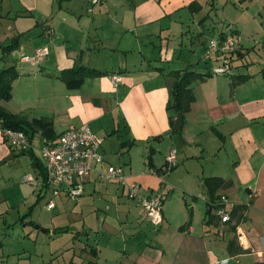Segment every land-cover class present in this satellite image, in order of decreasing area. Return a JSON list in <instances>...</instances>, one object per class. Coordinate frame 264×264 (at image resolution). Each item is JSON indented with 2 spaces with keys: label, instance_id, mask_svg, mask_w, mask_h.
Returning a JSON list of instances; mask_svg holds the SVG:
<instances>
[{
  "label": "crops",
  "instance_id": "crops-1",
  "mask_svg": "<svg viewBox=\"0 0 264 264\" xmlns=\"http://www.w3.org/2000/svg\"><path fill=\"white\" fill-rule=\"evenodd\" d=\"M208 1L104 0L89 11L86 0H0V69L12 66L18 73L11 100L0 102V107L28 121H50L56 136L87 127L103 139L104 165L83 181V188H92L94 194H98L99 184L105 188L98 191L106 193L109 186L117 184L101 179L106 166H114L105 160L108 155L101 137L110 131V125L120 132L112 131V135L122 141L134 140L133 147L147 154L146 172L133 175L130 163L122 195L103 197L105 207L98 225L86 222V244L82 245L80 238L84 228L76 232L68 226L53 228V235L55 229L66 228L63 234L72 235L70 244L58 246L46 256L36 252L35 264H58L59 258L63 264H264V67L258 61L260 54L252 53L254 46L243 45L240 33L236 32L245 53L234 76L250 79L233 90L230 78L221 75L193 82L190 88L194 102L183 116L180 135L169 134L160 143L154 142L171 129L173 114L167 108L174 79L169 73L186 69L206 73V67L213 66H205L202 60L208 38L226 34L224 30L215 33ZM192 3L199 8L189 9ZM12 38H18L17 47L2 54ZM43 47L48 55L42 62L26 61ZM76 64L106 75L88 78L80 89L69 91L57 76ZM112 76L120 77V84L114 86ZM35 135L39 137L36 145ZM35 135L24 151L26 155L18 156L19 152L12 151L3 139L0 125V229H6L5 236L14 229L7 218L14 213L18 219L26 216L20 211L47 189L42 186L41 174L43 138L40 132ZM177 136L182 145L176 150V168L171 175L181 170L182 175L189 174L184 179L188 188L173 210L166 207L171 199L164 206L171 189L160 188L161 178L148 167L147 156L153 150V168L161 167L167 152L157 160L161 153L158 146L167 138V151L175 149ZM20 158L31 162L34 174H26L17 184L12 174L4 175L2 169ZM196 162L202 163L200 171L190 169L197 166ZM207 177L227 183L218 195L227 200V211L231 206L244 207L239 222L222 223L216 214L212 222L215 227L210 228L203 188ZM131 184L138 185L143 196L166 195L159 229L152 227L135 202L123 198ZM188 219L190 226L180 231ZM23 220V226L28 224ZM39 228L49 230L42 226L34 230ZM92 232L97 242L90 244ZM238 250L243 252L236 254ZM26 261L33 264L28 258Z\"/></svg>",
  "mask_w": 264,
  "mask_h": 264
},
{
  "label": "rangeland",
  "instance_id": "rangeland-1",
  "mask_svg": "<svg viewBox=\"0 0 264 264\" xmlns=\"http://www.w3.org/2000/svg\"><path fill=\"white\" fill-rule=\"evenodd\" d=\"M207 4V11L210 13L213 27H216L215 33L217 31L221 32L222 30L228 34L232 31L240 33V36L244 40L243 45L248 48L254 46L255 50L252 53L254 56H256V53L260 54L258 61L261 62L264 67V0H210ZM237 33L235 36L241 39ZM209 38L205 44V48L209 40L215 39V35L213 38ZM246 39L249 40L247 41ZM256 47L258 48L256 49ZM208 65L212 66L213 62H209ZM256 68L257 66L254 67V70ZM115 128V125H110V131L105 133L104 136L99 135L104 137L105 140L104 150L108 155L105 160L114 165V167L121 168L124 177L129 173L130 163H133V175H141L143 170H145V173L146 166H144V164L147 154L144 155L142 148L136 146L133 147L131 152L123 156L120 155L118 153V144L122 139H120L118 135L111 134ZM118 134H120V132H118ZM178 138L179 136L176 137V141ZM38 141L39 137L35 135V145ZM158 148H161V153H158L156 158L160 160L162 155L168 152L167 150L170 148L169 140L166 138L164 143L158 146ZM174 148L179 151V146L177 144ZM196 163L197 166H192L190 168L192 171H195V169L200 171L199 168L202 163ZM2 171L4 175L11 173L13 180L17 182V184L21 182V179H24L26 174H34L31 162L23 158L5 165ZM181 171L183 172V170ZM182 172L179 173L177 171L172 175L170 173L160 177V182L162 183L160 188L171 189L164 203V206H166V203L169 202L168 200L171 199V205L167 204V209L169 206L171 207L170 209L173 210H175V207L178 208L181 198L184 197L183 192L188 188L184 183V179L189 173H184V175H182ZM190 175L193 177V174ZM193 180H195V178H193ZM97 187L98 194H94L92 188L90 189L85 186L84 192L78 197H71L66 191L60 192L57 196H53L51 190H48V188L44 189L45 191L41 193L40 198L35 197L27 203L22 211H20L22 212L20 215H24L25 213V215H27L30 212V215L25 217V219L29 221L28 224H25L27 227L26 230L23 228L25 227L23 226L24 224H22L24 221L23 218L18 219L16 213L10 215L6 222L8 224H13L14 229H11L9 231L10 233L7 232V236H5L6 229H0V242L5 244V248L0 250V264H29L28 261H26L27 258L30 263L35 264L36 252H42L46 256L47 253H50L51 250L56 249L58 246L61 247V245L70 244V241H68L72 236L69 235L70 233L68 236L63 233L52 234L50 230L56 227L68 226L71 228L72 232L80 231L81 228H84V233L80 235V238L82 239L81 244H86V222L91 225H98L99 219L103 217V214L101 215L100 212L105 207L103 197L107 196L111 198L115 197V195H122L121 186L119 184H113L109 186L108 189L106 188L108 193H106L105 190L104 192L98 191L99 187L102 189L105 188L104 184H99ZM116 188L117 190L119 189L118 194L115 193L117 192ZM110 189H112V191ZM124 192H127L126 188ZM125 196L126 194L124 193V199H126ZM163 208L166 209L165 207ZM98 209L100 210L97 211ZM30 222H34L35 224L30 226ZM37 226H42L49 230L46 231V233H42L41 231H45L46 229L39 228V230H34ZM209 226L211 229L215 227L213 223ZM88 242H91L90 244L97 242V237L94 233L89 235ZM60 252L66 251L61 249ZM52 264L57 263L52 262ZM58 264H63L61 258H59Z\"/></svg>",
  "mask_w": 264,
  "mask_h": 264
},
{
  "label": "built area",
  "instance_id": "built-area-1",
  "mask_svg": "<svg viewBox=\"0 0 264 264\" xmlns=\"http://www.w3.org/2000/svg\"><path fill=\"white\" fill-rule=\"evenodd\" d=\"M103 1L86 0L88 10L92 11ZM239 45L240 39L232 33H227L222 39H211L204 49L202 60L208 63L213 62L211 68L213 74L225 75L230 70V57L235 55ZM47 55L48 49L43 47L37 49L34 55L27 58L26 61L39 63ZM111 80L114 86L121 82L118 76H112ZM2 136L13 151L24 152L30 147L28 136L24 132L4 130ZM102 144L103 139L95 137L87 127L81 130L65 131L54 142H43L40 155L46 171V185L48 190L52 191L53 196H57L63 191H66L71 197H78L83 193L84 179L104 165V157L101 153ZM176 154V149L168 151L161 173L167 174L176 165ZM101 179L105 183H117L122 187H125L126 184L122 169L111 165L106 166ZM26 180L31 181L30 178H26ZM126 191V198L140 207L145 218L155 230L159 229L163 222L162 193L143 196L136 184L127 186ZM222 202L227 204L225 199H222ZM218 215L222 223L229 221V216L224 211L218 212Z\"/></svg>",
  "mask_w": 264,
  "mask_h": 264
},
{
  "label": "trees",
  "instance_id": "trees-1",
  "mask_svg": "<svg viewBox=\"0 0 264 264\" xmlns=\"http://www.w3.org/2000/svg\"><path fill=\"white\" fill-rule=\"evenodd\" d=\"M64 1V0H61ZM193 7L199 8V5L197 3H192L189 6V9H193ZM232 34H236L235 31L231 32ZM227 34V33H226ZM222 33L220 36L217 37V39H222L224 35ZM18 38H14L11 40V43L8 46H5L2 48V54H7L11 50L17 47L18 44ZM239 49L236 51L235 55H231L230 57V70L227 74L221 75L224 77L230 78V90H233L236 85L245 83L250 79V76H234V71L238 67V62L242 58L245 52L244 49L241 47V43L238 47ZM203 63L208 65V62L203 60ZM211 68L209 67L205 69L206 73L199 74L192 71H189L188 69L184 70L183 72H172L169 73V75L174 79L173 84L171 86L170 90V100L168 103L167 110L169 112H172V116L170 117V134L172 135H180V133H175L172 131L175 116H176V110L175 106H178L179 112L183 114V116L188 113L190 109V105L194 102V95L192 92V89L190 88L191 84L193 82H202L205 79L216 76L211 72ZM106 73L102 71H98L96 69L88 68L80 64L74 65L71 69L63 70L61 71L57 79L64 84L67 90L69 91H75L82 87L84 84V81L88 78H100L102 76H105ZM18 78V73L15 70L14 67H7L4 69H0V102H9L12 98V84L13 82ZM0 125L2 131L4 130H13V131H21L24 132L28 136V140H32L33 136L40 132L41 136L43 138V142H54L57 140L58 136L54 134L53 127L50 121L44 120V119H32L31 121H28L25 117L21 115H14L6 110H4L2 107H0ZM113 133L118 134V131H113ZM217 134V133H216ZM221 138V137H220ZM135 145V141L131 140H125L121 141L118 145V153L120 155H125L128 153V151ZM13 151V150H12ZM27 152H19L18 156L26 155ZM168 153V152H167ZM154 154L153 150L148 151L147 156V165L148 167L153 170L152 172L160 178L161 176L167 175L171 173L173 170H175L176 165L167 173H161V169L164 166V162L161 165V167L154 169L153 164L151 162V157ZM165 158V157H164ZM39 165V164H38ZM40 167V166H39ZM43 174L42 177V186L43 188H47L46 185V171L45 167H43ZM227 186V183L218 177H207L203 179V188L207 195V208L210 209L206 213V217H208V224H211L218 215V212L224 211L229 216V221L226 223H229L232 220H235L236 222H239L242 218V213L244 211L243 206H232L229 211H227L226 205L222 202V199H225L224 197H220L218 195V191L224 187ZM164 197L166 195H163ZM163 197V199H164ZM226 200V199H225ZM215 212V215L213 214ZM217 214V216H216ZM30 215V212L23 217H27ZM220 217V216H219ZM22 219V218H21ZM221 219V218H220ZM30 226H33V223H29ZM190 226V219L179 228L180 231H184L185 229H188ZM48 231V230H46ZM66 233V228H58L53 231V233ZM2 247V243L0 242V249ZM243 251H236V254H240Z\"/></svg>",
  "mask_w": 264,
  "mask_h": 264
},
{
  "label": "water",
  "instance_id": "water-1",
  "mask_svg": "<svg viewBox=\"0 0 264 264\" xmlns=\"http://www.w3.org/2000/svg\"><path fill=\"white\" fill-rule=\"evenodd\" d=\"M175 110H176V116H175V120H174V124H173V128L172 131L175 133H180L183 127V114L181 112H179L178 106H175ZM170 134V132H166L163 135L158 136L157 138L154 139L155 143H160L163 139V137L168 136ZM182 144L180 143V138H178V146H181ZM207 217H206V221H207Z\"/></svg>",
  "mask_w": 264,
  "mask_h": 264
}]
</instances>
